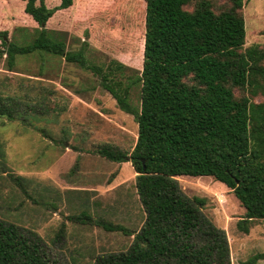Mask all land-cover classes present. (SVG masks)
Wrapping results in <instances>:
<instances>
[{"label": "trees", "instance_id": "1", "mask_svg": "<svg viewBox=\"0 0 264 264\" xmlns=\"http://www.w3.org/2000/svg\"><path fill=\"white\" fill-rule=\"evenodd\" d=\"M19 1L39 26L38 34L31 43L18 45L0 28V57L6 54L11 68L17 56L37 51L64 57L98 76L119 108L138 124L131 152L105 144L97 153L111 162L132 164L145 220L133 232L86 212L73 216L77 222L133 237L127 250L100 254L91 264H231L226 231L205 215V200L188 197L176 177H211L225 184L245 209L238 222L245 234L253 221L264 220V101L252 100L264 98V46L245 48V0H142V70L126 82L116 75L127 69L123 63L114 60L116 67L106 70L90 64L87 41L81 50L67 51L66 38L47 29L59 11L66 13L81 0H58L52 7L46 0ZM137 87L139 108L130 100ZM24 110L49 113L44 100L31 104L0 95L1 117L15 121ZM5 163L0 142L3 173ZM9 175L27 194L21 178ZM64 236L63 224L56 238ZM262 259L264 253L242 264ZM0 264L56 263L37 232L0 220Z\"/></svg>", "mask_w": 264, "mask_h": 264}, {"label": "rangeland", "instance_id": "2", "mask_svg": "<svg viewBox=\"0 0 264 264\" xmlns=\"http://www.w3.org/2000/svg\"><path fill=\"white\" fill-rule=\"evenodd\" d=\"M46 2L52 7L58 0ZM24 7L19 0H0V28L8 32L9 42L18 45L31 43L39 28ZM62 12L47 29L66 38L67 51H79L87 41L88 62L105 70L116 67L114 60L123 63L127 69L116 75L125 82L142 70L146 14L142 0H81ZM244 16L245 48L264 46V0H245ZM62 18L66 22L59 24ZM0 95L31 104L44 100L49 109L45 116L24 110L15 121L0 116V142L6 153V170L0 171V220L37 232L56 264H91L100 254L127 250L133 237L71 218L86 212L133 232L140 230L146 215L132 164L111 162L97 153L105 144L131 152L138 139L134 116L119 108L91 71L39 51L17 56L12 68L6 54L0 57ZM130 100L140 107L139 87L132 90ZM9 174L21 178L27 194ZM176 179L188 197L205 200V215L226 231L231 264L264 253V221H253L249 234L239 230L245 209L225 184L211 177ZM63 224L65 236L58 241ZM257 264H264V259Z\"/></svg>", "mask_w": 264, "mask_h": 264}, {"label": "crops", "instance_id": "3", "mask_svg": "<svg viewBox=\"0 0 264 264\" xmlns=\"http://www.w3.org/2000/svg\"><path fill=\"white\" fill-rule=\"evenodd\" d=\"M262 221H264V220H262Z\"/></svg>", "mask_w": 264, "mask_h": 264}]
</instances>
